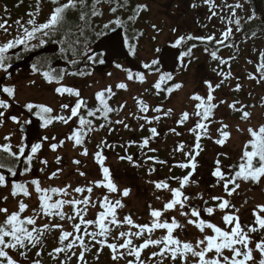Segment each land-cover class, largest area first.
Returning a JSON list of instances; mask_svg holds the SVG:
<instances>
[{
	"label": "snow or ice",
	"instance_id": "1",
	"mask_svg": "<svg viewBox=\"0 0 264 264\" xmlns=\"http://www.w3.org/2000/svg\"><path fill=\"white\" fill-rule=\"evenodd\" d=\"M23 2L19 0L16 7ZM48 3L51 8L42 21V0H35L33 10L26 13L27 19L11 21L6 5L4 15L0 16V35L3 36L0 39V128L11 122L20 134L18 143L12 142L16 131H9L0 143V189L9 193L0 196V264H89L88 255L92 254L98 260L105 248L110 251L114 264L122 261L124 264H264V203H256L251 209V222H242L241 208L248 200L237 207L232 199L234 194L239 195L242 184L250 185L249 191L253 187L264 190V123L251 126L253 114L250 109L256 105L247 104L240 98L242 93L246 97L252 96L251 92H244V79L264 87V48L253 46L251 54L256 60H246L255 71H246V76L239 77L231 70L241 44L254 41L264 33V18L254 7L246 9L252 0H192V9L206 7L208 10L205 23L197 20L206 32L197 36L178 34L176 28L170 30L175 36L171 48L180 49L178 57L173 56V61L178 62L176 71H162L159 59L142 62V71L115 63L114 67L126 74L125 79L96 91L94 106L89 105L79 87L65 83L66 79L92 77L97 65H104L114 52L119 54L116 45L109 46L114 39L121 38L118 29L123 30L118 47L126 48L127 55L135 57L139 41L145 35L135 24L150 8L147 3L133 6L132 0H48ZM105 6L109 18L98 23L97 20L105 15ZM213 18L219 21V26L211 24ZM150 26L156 34L151 39L156 40L163 29L156 23ZM113 33L115 37L111 35ZM96 41L108 48L107 55L92 47ZM48 44L59 45V54L55 57L36 56L30 70L32 76H39L52 86L55 95L67 101L61 102L58 110L38 101L21 104L17 99V85L4 82L13 79L10 70L16 61ZM201 44L211 61L217 62L212 71L218 80L214 83L211 79H204L206 92L191 94L192 110L182 111L174 120L175 127L164 133L180 137L183 133L177 128L192 123L187 132L194 142L191 145L178 142L170 155L175 159L179 153L183 158L170 164L157 155H149L158 152L150 145L161 135L158 131L161 121L175 115L174 109L166 108L164 102L184 87L182 82L176 81V75L188 70L194 49ZM222 49H233V54L225 58L220 55ZM159 51L157 48L156 52ZM55 59L63 60L67 66H53ZM106 75L112 77L113 73ZM150 75L156 76L150 88H144L132 97L134 110L125 111L127 100L115 106L110 103L120 90L129 92L130 83L144 85ZM35 83V80L29 81V84ZM223 88H227L229 94H236L231 101L227 94L224 98L215 95ZM147 95L161 98L160 103L153 105L146 99ZM221 106L238 114L239 122L250 125L242 128L237 123L235 126L236 132L247 133V139L236 162L225 164L224 161L232 157L224 151L216 153L210 171L215 180L209 187L220 188L222 194H206L204 191L186 194V188L199 187L193 176L199 167L197 158L205 151L202 140H210L223 148L231 139L232 126L223 119H214ZM260 106L264 108V97L260 98ZM32 118L39 122L40 129L49 130L60 124L68 126L69 130L62 138L49 135L47 131L43 135L37 132L38 142L29 141L26 129L33 124ZM211 125H218L215 136ZM121 128L128 132L146 129L148 135L139 140L109 142L108 136L118 133ZM101 130H106L107 135L92 144L93 134ZM45 143L55 154L53 163L57 167L51 172L48 171L49 160L40 155ZM68 144L78 157L91 156L98 165L101 178L89 180L88 174L82 170L86 167L83 161L72 158L73 174L84 179L82 184L74 187L72 183L62 186L45 183L59 180L65 173L64 157L58 150ZM90 145L93 151H90ZM133 146L138 153H130ZM109 150L116 153L119 161L127 162L133 168L146 167L147 183L154 186V198L160 207L148 204V220L144 223L123 212L131 188L121 190L115 181L113 171L106 164L108 157L105 153ZM36 163L40 165L37 169L40 176L33 174ZM157 165L168 166L170 172L173 168L186 170V174L151 179L158 171ZM171 181L177 186L173 187ZM97 191L99 195L94 197ZM10 198L16 202L14 209L8 206ZM90 210L95 211L94 217ZM173 212L178 216L171 215ZM217 214L219 223L215 219ZM190 228L196 230L192 239L187 236ZM54 233L58 234L54 237L55 246L48 250L46 241Z\"/></svg>",
	"mask_w": 264,
	"mask_h": 264
},
{
	"label": "flooded vegetation",
	"instance_id": "2",
	"mask_svg": "<svg viewBox=\"0 0 264 264\" xmlns=\"http://www.w3.org/2000/svg\"><path fill=\"white\" fill-rule=\"evenodd\" d=\"M149 1H151V3H155V4L159 5L162 9H164L168 13H173V11L175 12L177 20L179 22L181 21L184 28H185L184 32H182L181 31L182 28L178 27V29H177L178 34L191 33V34L197 35V36L205 34V32L202 30V28L197 24V20H199L201 24L206 22V17H207V15H209L206 7H202V8L194 10L190 7L192 0H183V3H184L183 5L181 3V0H170L169 3H163V0H149ZM229 2H232V0H229ZM132 3L134 6L135 3H145V2L143 0H132ZM45 6H47V5H45ZM253 7L257 11V14L260 17L264 18V0H252L251 5H246V9H251ZM149 12H147L146 17H144L143 14H141L140 19L135 24V27L137 29L143 30L145 35H146V31H145V28L142 26V24H145L147 22ZM108 18H109V12L107 11V6H105V15L102 19H98L97 22L98 23L106 22ZM171 19L174 20L173 17H171ZM215 22H217L219 24V21L216 18H213L211 23L214 24ZM149 24H151V22H149ZM192 28H198V31L194 34L192 32ZM145 35L139 41L138 54L135 57H132L129 55L122 56L120 54H115L111 61L107 60V62L104 65H97L94 73L97 72V73H101V74L106 75L108 72H112L113 69H116L114 67L115 63H120L124 67L131 68L133 71H142L143 70L142 69V62H145V61L140 60L139 55L143 49L141 44L144 41V39L146 38ZM122 36H123V30H122ZM172 39L174 40L175 38L173 37ZM172 41L170 43H172ZM99 42L100 41H96L92 45V47L96 51H104L107 55L108 54V48L107 47L104 48L103 46H100ZM194 42L199 44L198 41H194ZM49 45H52V47H51V49L53 50L52 52L41 53L37 56H46V57L57 56L59 54V45L48 44L47 46H49ZM170 45L164 46L155 55L156 57H153L152 59H159L161 61L160 68L162 71L175 72L176 69L178 68V62L172 63V62H167L166 60H164L163 51L166 48L175 50L176 52H178L176 54V56L178 57L180 49H173V48H171ZM47 46H45V47H47ZM203 46L204 45L201 44L196 49H200ZM253 46H256L257 48H264V33H261L259 35V37L257 39H255L254 41H249L247 44H241V50L239 52L238 58L232 62V68H231L232 72L236 76L244 77V76H246V71H255V69L252 65L246 64V60L248 58H252L253 60H256V56L251 54V48ZM117 50H118V47H117ZM124 50L127 53V49L124 48ZM196 54H197V52H195V49H194V56ZM199 54L202 55L203 57H206V61H205L206 63H203V61L196 62V61H194L195 59L193 58L192 63L188 67V70L187 71H181V72H179V74L176 75V81L182 82L184 87L182 89L176 91L175 93H173L172 96L167 101L164 102V104H167L171 108L174 109L175 115L171 119H174V118L176 119V114L178 113V111L173 107L174 103L177 101V99L186 98V94L184 93L186 91V83L190 82L191 76L193 77L195 75H198L200 83L197 85V87L194 90L188 91L187 101H186V104L184 106L185 108L183 111H185V110L191 111L193 108V102L189 99V96L191 94H193L194 92H199L201 94H204L206 92V88L203 85L204 79H211L214 83L217 82V80H218L215 73L212 71L213 68L217 67V62L211 61L210 56L207 55L205 52L199 53ZM232 54H233V51L231 53H224V52L220 53V55H222L225 58H227L228 56H230ZM29 55L30 54L25 55L24 58L21 60H24ZM35 58H36V56L30 61V64L28 67L18 68L16 70V72L13 74V78L17 75H23L25 73L31 74L30 65L35 60ZM21 60H19V61H21ZM150 60H148V61H150ZM19 61H16V62H19ZM195 65L197 66L196 72H194L192 74L191 71L194 69ZM53 66H55V67H66L67 65L65 64V62L63 60L55 59L53 61ZM151 76H155V75H151ZM68 78H70V77H68ZM155 79L150 80V86L155 81ZM7 81H9V80H5L4 82L7 83ZM234 83H235V81H233V85H234ZM242 83H244L246 86L244 92L245 93L251 92L252 96L246 97L242 93L240 98L243 99L244 102L247 104L256 105L254 108L250 109L252 111V114H253L252 118H251V126H257L260 123H264V108H262L260 106V98L264 97V87L256 86L254 84V82H249L246 79L242 80ZM16 85H17L18 91H19V88L23 87V86H19L18 84H16ZM75 86L77 87V86H79V84L76 83ZM150 86H149V88H150ZM18 93L19 92H17V99L22 104L21 100L18 98ZM123 93H124V91L120 90L117 93V96L114 97L113 100L110 101V103H112L115 106L118 103L126 100L123 98V95H124ZM94 94H95V92L91 95L92 97H87L89 100L90 106H94V104H95ZM226 94H227V99L229 101H231L233 96L236 95L234 93L229 94L227 88H223L221 90H218L215 95H217L218 98H224ZM149 98H152V100H149V101L153 105L160 103L161 98H157V97H153L151 95H147L146 99L148 100ZM46 104H48V103H46ZM127 104H129V105L125 111L127 112L128 110H133L134 101L133 100L127 101ZM48 105H50L54 109L58 110V107L51 105V104H48ZM14 111H16V109H14ZM113 118H115V117H113ZM32 119L34 121L33 124L27 126V129H26V135L28 136L29 141L38 142V139L36 136L37 132H39L41 135H43L47 131V134H49V135H56V136L62 138L63 135L69 130L68 126H63L60 124H55L49 130L40 129L38 127L39 122L35 121V118H32ZM214 119H217V120L223 119L225 123H228L232 126L231 139L223 148H220L219 146L215 145L210 140H206V139L202 140V144L205 146V151L201 154L200 157L197 158L199 161V167L197 169V173L193 176V179H195L199 182V187L190 186V187L186 188V190H185L186 194L194 195L195 193H197L199 191H204L206 194L209 192H211L212 194H222L220 188L211 189L209 187V185L211 183H213L215 180V178L211 177L210 171L213 167V162H214V158L216 156V153L219 151H224V152H227L232 157L231 160L224 161L225 164H231L233 162H236L237 156L240 155V153H241L242 145H243L244 141L247 139V133L241 134V133L236 132L235 126L237 123H240V127H242V128H247L250 125L248 123H245V122H239L238 121V114H232L231 111L226 108V106H221L218 110H216ZM162 121L158 126V131H160L161 135L155 141H153L150 145L153 148H157L158 152L157 153H149V155H157L161 159L168 160L170 164H175L178 160L183 158L182 155L179 153L176 154L175 159H173L172 155H170L172 153L173 148L178 144V142L184 141L188 145H191L194 142V138L187 132V128L191 127L192 123H189L186 126L178 127L177 130L180 131L181 133H183V135H181L180 137H177L171 133H169L167 135L164 134L167 132L168 128L175 127L174 120L171 123H169V122L166 123V121L165 122H162ZM132 123H133V126H135V122H132ZM216 127H218V125H211L210 126L212 134L214 136H215ZM106 135H107L106 130H101L100 132L93 134L92 144H95L100 139L104 138ZM146 135H148V132L146 129L144 131L137 130L135 132H128V131L123 130L121 128L118 133H113V135L108 136V140H109V142H114V141L115 142H124V141L129 140V139L139 140L142 136H146ZM89 147H90V151L94 150L91 145ZM117 151L120 152V154H123L122 150L117 149ZM129 151H130V153H138V149L135 146H133ZM58 152H59V154L66 152V153H69L70 155H73V156L77 155L76 152H73L71 150L70 144H68L64 149L58 150ZM41 153H42V158H46V156L49 155V153L53 154L48 149L47 143H45L44 147L42 148ZM105 154L108 157L106 164L113 171L115 181L117 182V184L121 190L124 187L131 188V193H130V196H131L134 192H136L139 184H140V187L147 188V191L149 194V201L146 202V211L143 212L144 216H138L137 215L138 213L136 212V209L132 205V202H131L132 197H130V196L125 198L124 202L126 203L127 206L123 210V212L125 214H132L133 217L135 216L134 218H140V220H139L140 223L146 222L148 220L147 205L151 203L155 207H160V204L158 202H156L155 198H154V186L147 183L149 177H148L147 172H146V167H142L139 169L133 168L127 162L119 161L116 153H114L110 150L106 151ZM72 158H75V157L70 158V163H69V160H67L64 164L65 168L71 166L70 167V175H71L72 179L71 180H60V181L56 180V181L52 182V185L55 186V185L59 184L62 186L64 183H72L73 186L75 187L77 184H82L84 182V179H82V181L78 180V179H76V180L73 179V176H75L73 174V169L75 168V166L71 164ZM86 165L92 166V164H88V163ZM54 166H55V164L50 165V163H49V168L51 170L53 168H55ZM37 169H38V166L36 163L34 166L33 174L36 176H40V173L37 171ZM86 169L87 168L84 167V171L88 175H90V178H88L89 180L101 178L100 174L98 173V165L94 164V168H92L90 171H87ZM157 169H158V171L152 175L151 179L155 180V179L165 178L167 176H181V175L186 174V170H181L179 168H173L170 172L168 166L157 165ZM170 183L172 184L173 187L177 186L175 181H171ZM96 195H99L98 191L94 192V197ZM232 199L237 206L236 198L233 196ZM133 203H134V201H133ZM193 203H200V202L199 201H193ZM142 207L144 208V206H142ZM90 215L94 217L95 211L90 210ZM171 215H177L178 216V213L173 212V213H171ZM240 215H241L242 222H251V219H252L251 213H242L241 212ZM180 219H182V218H180ZM215 219H216V222L219 223V214L216 215ZM158 234H159V232H158ZM195 234H196V230L194 228H190L187 232V236L189 239H192ZM53 235L58 236L57 233H54ZM106 251L108 252L109 250L106 249ZM47 259L48 258L45 256L46 261H47Z\"/></svg>",
	"mask_w": 264,
	"mask_h": 264
},
{
	"label": "rangeland",
	"instance_id": "3",
	"mask_svg": "<svg viewBox=\"0 0 264 264\" xmlns=\"http://www.w3.org/2000/svg\"><path fill=\"white\" fill-rule=\"evenodd\" d=\"M145 3H148L149 8H150V12L148 14V20L145 24H142V26L145 28L146 31V35H145V39L142 42L141 46L143 47L140 55H139V59L140 60H144V61H148L150 59H152L153 57H156L155 55L158 53L156 52V49L159 48L160 50L167 45H170L171 41L173 40L172 38L175 36L173 35V33L170 31L172 28H176L178 29V27L182 28V32H184V26L182 24V22L178 21L176 18V14L173 11V13H168L167 11H165L164 9H162L159 5L155 4V3H151V1L149 0H143ZM170 0H163V3H169ZM217 2H219V0H217ZM182 5L183 0H181ZM202 8V7H201ZM2 6L0 5V14L2 12ZM50 11V8L48 6H45L42 8V14L40 16L41 21L43 19L46 18V16L48 15ZM171 17L174 18V20L171 19ZM149 22L152 23H156L159 27H161L163 29V31L157 36L156 40H152L151 37L153 35H156L152 28H151V24H149ZM212 24V23H211ZM211 24L209 25V27L211 28ZM215 25L219 26V24L217 22L214 23ZM204 32H206L205 29H202ZM198 31V28H192V32L195 34ZM0 39H3V36L0 35ZM203 48L200 49H195V52H197V54L194 56V61L196 62H201L203 61V63H206V57H203L202 55H200L199 53H204ZM233 51V49H222L221 52L224 53H231ZM239 61V60H238ZM196 65L194 66V69L191 71V73L193 74L194 72H196ZM112 77H108L105 74H101V73H94V75L92 77H87L84 79H80V78H68L66 79L65 83L74 85L77 83L79 84V87L82 91V95H84L86 98L87 97H92L91 95L98 91L99 89L103 88L104 86L108 85V84H112L115 85V83L120 82L122 80L125 79L126 74L123 73L122 71L118 70V69H113L112 70ZM156 78V76H148L147 78V83H145L144 85H140L138 83H130V91L129 92H124L123 94V98L126 99L127 101H132V97L135 95H138L139 93H141L143 91L144 88H149L150 86V80H154ZM31 80H35L36 83L33 84H29V81ZM98 81V83H97ZM7 83H15L18 84L19 86H23L22 88H19V93H18V98L21 100L22 103L26 102V101H38V102H43V103H48L51 105H54L56 107H58L59 109V104L61 102H67L66 100L62 101L60 97H58L57 95H55L52 91V86L47 85L39 76H32L31 74L25 73L23 75H17L15 76L12 80L7 81ZM200 83L199 81V77L198 75L195 76H191V80L190 82L186 83V91L184 92L186 94V98L183 99H177V101L174 103L173 107L178 111V113L176 114V118H178L177 116H179V114L184 110V106L186 104L187 101V95H188V91H192L194 90L197 85ZM88 85H92L91 87H89ZM189 86V87H188ZM185 89V88H184ZM22 90V91H21ZM148 100H152V98H149ZM129 105V104H128ZM165 107H170L167 104H164ZM134 110V107H133ZM174 119H165L162 122H169L171 123ZM9 131H16L17 134L13 137L12 142L18 143L19 139H20V134L18 129H16V127L14 125L11 124V122H7L5 124V126L3 128H0V143L3 142L2 137L4 135H7ZM41 158H42V153H40ZM64 157V164L67 160H69L70 163V158L71 157H75V158H80L83 161V164L86 165L88 164H92V166H88L86 165L85 168H87V171H90L92 168H94V161L93 159L90 157L88 158H84V157H78L70 155L69 153H62L60 154ZM54 154H50L46 156V158L49 160L50 165H53V161H54ZM239 155L237 156V160H238ZM71 165V164H70ZM38 168L40 167V165L37 163ZM55 168L57 167L56 165L54 166ZM70 167L66 168L65 173H63L61 175V178L58 180H71L72 177L70 175ZM53 168V169H55ZM52 169V170H53ZM50 168H48V171L51 172L52 171ZM82 170L84 171V167L82 168ZM41 175V174H40ZM87 178H90V175H88ZM73 179H78L81 180L83 178H80L78 175L73 176ZM94 180V179H92ZM56 181V180H53ZM53 181H46L45 183L48 184H52ZM142 183V182H141ZM59 185V184H58ZM249 187L250 185L248 184H242L241 189H238V193L234 194L233 196L236 198L237 201V207H240L241 204H244L245 200H248V203L241 208V212L242 213H251V209L254 207V205L256 203H264V193L263 190H261L260 187H253V190L249 191ZM3 195H9L7 190L4 189H0V196ZM130 197L131 198V202L133 207L136 209V212L138 213V216H144L143 212L146 211V202L149 201V194L147 191V188L144 187H140V184L136 190V192H134ZM134 201V203H133ZM29 203H34V201H29ZM8 206L11 209H14L16 207V202L11 200H9L8 202ZM144 206V208L142 207ZM135 217V216H134ZM0 219H2V217H0ZM54 237L56 236H52L49 237L46 241L47 245H48V250H51L52 247L55 246V239ZM88 259H89V264H114V262L111 260V254L110 251H106V248L104 249V251L100 254L99 259H94L92 254L88 255ZM121 264H124V262L122 261Z\"/></svg>",
	"mask_w": 264,
	"mask_h": 264
},
{
	"label": "water",
	"instance_id": "4",
	"mask_svg": "<svg viewBox=\"0 0 264 264\" xmlns=\"http://www.w3.org/2000/svg\"><path fill=\"white\" fill-rule=\"evenodd\" d=\"M117 31L121 33V38L120 39H122V29H118ZM111 35H113L115 37V34L114 33L111 34ZM120 39H114L112 42H110V45L109 46L116 45L118 47L119 46V43H120ZM99 44H100V46H103L104 48L106 47L105 45L101 44L100 42H99ZM51 47H52V45H49V46H47V47H45V48H43V49H41V50H39V51H37L35 53L30 54L24 60H21L19 62H16L13 65V68L10 71H12V73L14 74L18 68H20V67H24V68L28 67L29 64H30V61L35 56H37V55H39L41 53H45V52H52L53 50L51 49ZM117 51H118V53L120 55L127 56V53L125 52L124 48H119L118 47V50ZM177 53L178 52H176L175 50H172V49H169V48L164 49V51H163L164 60H166L167 62H172L173 63L174 62L173 61V56H176ZM115 54L116 53L114 52L112 55H109L108 56V60L111 61L112 58H113V56Z\"/></svg>",
	"mask_w": 264,
	"mask_h": 264
},
{
	"label": "trees",
	"instance_id": "5",
	"mask_svg": "<svg viewBox=\"0 0 264 264\" xmlns=\"http://www.w3.org/2000/svg\"><path fill=\"white\" fill-rule=\"evenodd\" d=\"M19 3V0H0V5L2 6V12L0 16H3V7L6 5L9 9L11 14V21H15L17 18H24L27 19L26 13L30 10H33L35 5V0H24L19 7L16 5ZM45 5L51 8V5L48 3V0H42L41 7L43 8ZM33 6V7H30ZM144 17H146L147 13H142ZM264 193V190H263Z\"/></svg>",
	"mask_w": 264,
	"mask_h": 264
}]
</instances>
